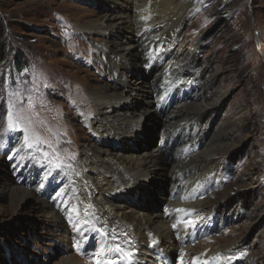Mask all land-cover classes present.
Returning <instances> with one entry per match:
<instances>
[{"label":"rangeland","instance_id":"rangeland-1","mask_svg":"<svg viewBox=\"0 0 264 264\" xmlns=\"http://www.w3.org/2000/svg\"><path fill=\"white\" fill-rule=\"evenodd\" d=\"M181 4L189 5L177 38L183 56L196 50V71L208 69L203 82L211 84V101L223 97L198 151L230 136L227 145L209 149L219 164L205 183L199 234L211 229L208 237L220 244L245 239L241 256L229 264H264V0H175ZM103 10L92 0H0V264H67L72 256L93 264L96 251H127L131 238L111 221L100 232L104 224L91 202L81 218L92 227L78 232L72 223L57 230L29 197L39 181L24 183L33 161L58 170L94 140L78 111L91 106L86 90L114 82L98 61L99 37L83 28ZM181 95L191 105L184 89ZM145 125L152 144L159 143L160 119L151 115ZM141 140L131 144L145 147ZM153 186L149 209L170 194L167 180Z\"/></svg>","mask_w":264,"mask_h":264},{"label":"bare ground","instance_id":"bare-ground-1","mask_svg":"<svg viewBox=\"0 0 264 264\" xmlns=\"http://www.w3.org/2000/svg\"><path fill=\"white\" fill-rule=\"evenodd\" d=\"M92 1L104 8L103 15L83 29L99 37L98 61L114 83L85 92L91 106L78 112L81 125L93 134L90 144L80 147L58 170L33 161L24 183L39 181V189L29 197L40 213L54 219L57 230L72 223L78 232L92 227L84 219L91 202L102 224L108 226L102 225L100 232H107L111 221L114 229L131 238L126 252L96 251L93 264H229L241 256L245 239L220 244L208 237L213 230L201 235L198 228L207 203L205 183L219 164L214 163L209 149L215 143L227 145L230 136L221 134L211 140L206 152L198 151L206 145L209 121L223 97L211 101V84L203 82L208 69L196 71V50L183 56L177 38L189 5H175V0ZM138 74H144V79ZM190 80L191 84L186 83ZM183 89L191 97V105L181 101ZM151 115L161 123V140L154 144L145 130ZM138 140L147 145L131 144ZM163 179L170 194L149 209L156 191L153 185ZM55 183L61 187L54 195L51 186ZM67 264H80V260L72 256Z\"/></svg>","mask_w":264,"mask_h":264},{"label":"snow or ice","instance_id":"snow-or-ice-1","mask_svg":"<svg viewBox=\"0 0 264 264\" xmlns=\"http://www.w3.org/2000/svg\"><path fill=\"white\" fill-rule=\"evenodd\" d=\"M26 140H27V138H26ZM177 211H184V210H179V209H178ZM129 255H130V254H129Z\"/></svg>","mask_w":264,"mask_h":264},{"label":"trees","instance_id":"trees-1","mask_svg":"<svg viewBox=\"0 0 264 264\" xmlns=\"http://www.w3.org/2000/svg\"><path fill=\"white\" fill-rule=\"evenodd\" d=\"M2 50V49H1Z\"/></svg>","mask_w":264,"mask_h":264}]
</instances>
